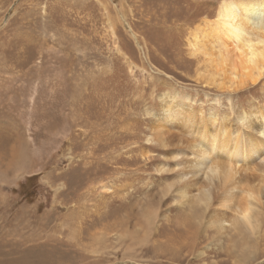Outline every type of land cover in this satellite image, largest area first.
Here are the masks:
<instances>
[{"label":"rangeland","instance_id":"rangeland-1","mask_svg":"<svg viewBox=\"0 0 264 264\" xmlns=\"http://www.w3.org/2000/svg\"><path fill=\"white\" fill-rule=\"evenodd\" d=\"M222 1L0 0V264H264V212L242 258L173 198L189 113L235 131L264 109V74L229 83L205 30Z\"/></svg>","mask_w":264,"mask_h":264},{"label":"bare ground","instance_id":"bare-ground-1","mask_svg":"<svg viewBox=\"0 0 264 264\" xmlns=\"http://www.w3.org/2000/svg\"><path fill=\"white\" fill-rule=\"evenodd\" d=\"M203 24L207 35L224 49V54L218 53L220 62H230L229 83L235 84L238 79L241 85L244 79L256 82L264 74V0H224L214 21ZM230 44L234 54L227 49ZM202 55L208 57V64L213 63L206 50ZM208 79L209 83L215 81L213 77ZM194 116L189 113L182 127L195 140L188 143L175 138L177 146L171 159L176 169L177 191L173 198L177 205L190 200L198 205L200 218L196 217V222L204 230H213L217 236L234 233L243 258L248 256L251 242L259 234L260 216L264 212L260 197L243 187L251 178L248 168L251 173H259L256 178L264 179V109L257 110L251 127L242 128L238 124L235 131L213 121L195 123ZM173 121L165 117L157 122L148 140L167 145V140L175 137L167 130ZM191 189L195 195H189Z\"/></svg>","mask_w":264,"mask_h":264}]
</instances>
